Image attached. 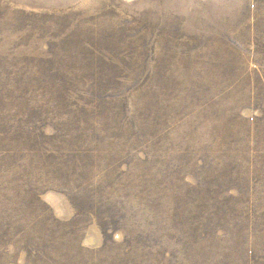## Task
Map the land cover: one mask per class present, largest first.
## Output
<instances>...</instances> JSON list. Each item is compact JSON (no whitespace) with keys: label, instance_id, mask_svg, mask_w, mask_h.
<instances>
[{"label":"rangeland","instance_id":"1","mask_svg":"<svg viewBox=\"0 0 264 264\" xmlns=\"http://www.w3.org/2000/svg\"><path fill=\"white\" fill-rule=\"evenodd\" d=\"M78 214L70 264H264V0H0V255Z\"/></svg>","mask_w":264,"mask_h":264},{"label":"trees","instance_id":"2","mask_svg":"<svg viewBox=\"0 0 264 264\" xmlns=\"http://www.w3.org/2000/svg\"><path fill=\"white\" fill-rule=\"evenodd\" d=\"M42 114L44 113L42 112ZM20 138L21 139L19 140V135L16 131V134L11 136L12 140H10V142L17 147L18 146L22 147L23 145L28 144L29 141L28 135H22L20 136ZM21 141L23 142V144L21 143ZM255 169L262 170L261 167H256ZM6 191L12 192L14 194L16 192L14 196L17 199V203H16L17 207H15V209L18 213L21 212L23 216L24 214L29 212L31 205L34 203L33 200L34 196L33 193L30 191V189H27L26 191H22L18 189H8ZM99 199L103 202L101 198V194H99ZM77 218H79V214L71 222H65V223L58 222L56 218L52 221L50 220V218H45L43 220L40 219L43 222V225L39 224L41 222L37 223L35 221L34 227L24 236V240L26 242L30 238H33L34 244L37 245V246L34 245L33 250L35 251V255H30V260L28 261V263L70 264L68 251L66 248H64L67 245V239H66L67 236L63 234L62 231L64 230L63 228H68L71 224L77 223L79 221V219ZM79 248L83 249L82 247ZM120 250H117L116 252L113 253L118 255V258L113 261L114 264H128L130 261L133 260L131 254H129L126 251H124L123 255H119L122 253ZM84 251L85 253L83 254V260L88 250H84ZM4 255L6 254L3 253V255H0L1 257L0 264H8V262L5 261L3 257ZM17 256L18 254H16L14 257L16 258ZM86 264H88V262ZM90 264H94V263H90Z\"/></svg>","mask_w":264,"mask_h":264}]
</instances>
